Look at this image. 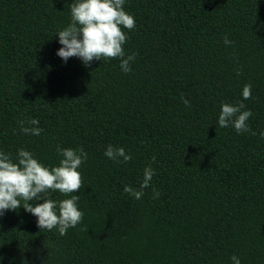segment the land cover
Wrapping results in <instances>:
<instances>
[{"label": "trees", "instance_id": "1", "mask_svg": "<svg viewBox=\"0 0 264 264\" xmlns=\"http://www.w3.org/2000/svg\"><path fill=\"white\" fill-rule=\"evenodd\" d=\"M73 2L0 0V151L47 167L57 145L88 153L83 187L48 193L78 195L81 223L61 236L23 206L6 210L0 264H264V0H124L127 73L119 58L56 54ZM241 101L251 131L219 127L221 103ZM33 118L39 136L21 131ZM109 145L132 159H109ZM149 165L143 196L124 192Z\"/></svg>", "mask_w": 264, "mask_h": 264}, {"label": "clouds", "instance_id": "2", "mask_svg": "<svg viewBox=\"0 0 264 264\" xmlns=\"http://www.w3.org/2000/svg\"><path fill=\"white\" fill-rule=\"evenodd\" d=\"M123 5L124 0H74L70 4L71 22L56 34L61 45L56 54L64 61L70 57H78L85 66L94 59L100 60L101 57L119 58L121 70L130 72V62L135 60V56L125 57L123 45L128 37L122 29H134L135 20L124 10ZM224 43L229 45L232 42L224 37ZM251 92L252 86L245 84L242 89L243 99H250ZM182 101L187 107H191L187 99L182 97ZM220 108L217 121L219 127L231 126L238 134L251 131L247 121L252 112L246 109L242 101L235 105L221 103ZM19 123L21 131L25 134L39 136L43 131L37 127V119ZM26 124L28 126H25ZM260 136L264 138V132H261ZM57 152L62 157L58 165L47 167L23 148L18 150L15 160L10 154L0 151V216L6 210H16L23 206L26 212L37 218L36 223L41 230L57 229L61 236L65 235L70 227L81 223L83 212L77 207L78 195H70V198L57 201L48 198V193L59 192L69 196L79 191L83 182L78 169L87 160L88 153L83 148H62L59 145ZM104 155L118 163H127L132 159L131 154L126 153L124 148L112 145L107 147ZM153 175L154 169L150 165L145 167L140 190L125 185L124 192L140 199L143 189L151 185ZM159 195L160 193L153 189L154 198ZM40 200L43 202L29 203ZM230 259L232 264H241L236 255H232ZM22 264L27 262L22 261Z\"/></svg>", "mask_w": 264, "mask_h": 264}]
</instances>
